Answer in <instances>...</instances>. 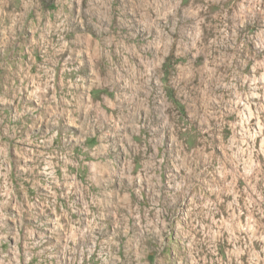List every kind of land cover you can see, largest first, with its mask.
<instances>
[{
  "label": "rangeland",
  "instance_id": "1",
  "mask_svg": "<svg viewBox=\"0 0 264 264\" xmlns=\"http://www.w3.org/2000/svg\"><path fill=\"white\" fill-rule=\"evenodd\" d=\"M0 264H264V0H0Z\"/></svg>",
  "mask_w": 264,
  "mask_h": 264
}]
</instances>
